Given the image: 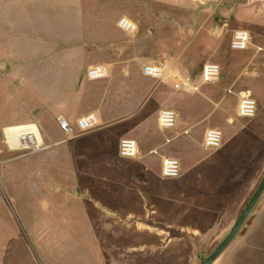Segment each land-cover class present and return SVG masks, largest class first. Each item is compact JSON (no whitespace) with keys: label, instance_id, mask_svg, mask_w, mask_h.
Listing matches in <instances>:
<instances>
[{"label":"rangeland","instance_id":"rangeland-1","mask_svg":"<svg viewBox=\"0 0 264 264\" xmlns=\"http://www.w3.org/2000/svg\"><path fill=\"white\" fill-rule=\"evenodd\" d=\"M26 1L0 0V264H199L228 234L264 173V45L258 50L252 35L247 50L259 54V70L238 78L235 94L216 109L215 86L201 82L203 65L219 64L223 56L237 63L245 58L230 48L234 29L223 13L208 18L143 0L131 5L81 0L80 38L84 32L86 39H112L91 56L93 65L110 69L109 76L88 80L82 61L72 78L24 76L36 73L26 69L11 78L7 74L17 59L24 64L47 59L50 50L62 48L56 44L66 41L47 34L32 39L19 8ZM245 1L227 0L237 10L232 16L237 22ZM247 2L254 10L264 6V0ZM121 17L135 22L137 32L120 30ZM207 18L205 28L198 29ZM29 42L40 48L56 43L47 51L21 54ZM159 61L190 77L198 90L187 93L169 80L144 77L143 65ZM241 92L257 100L253 119L237 113ZM68 99L74 101L72 111L94 112L103 123L88 131L61 132L53 116L58 103ZM162 109L176 111L191 127L190 135L167 144L165 136L172 139L177 132L164 135L167 131L158 128ZM25 123L39 125L45 149L8 146L4 128ZM210 128L224 134L218 150L203 147ZM122 138L138 142L136 159L119 155ZM165 156L178 158L185 175L164 178ZM263 226L264 192L213 264H264Z\"/></svg>","mask_w":264,"mask_h":264},{"label":"crops","instance_id":"crops-1","mask_svg":"<svg viewBox=\"0 0 264 264\" xmlns=\"http://www.w3.org/2000/svg\"><path fill=\"white\" fill-rule=\"evenodd\" d=\"M125 1H127L128 4L131 5V4H136L138 0H125ZM143 1L160 4L168 7H175L178 8L179 11L184 14L198 15V16L208 15V18L209 16L216 14L219 10V12L224 14L225 22L226 23L228 22L227 26H229L228 24H231V28H233L234 30L244 29L249 31L251 37L253 35L254 39L256 40L254 46L259 48L258 50H260L261 49L260 47L264 45V24L260 23V21L263 19L261 18V16L264 15V6L261 8L260 6L259 7L257 6V9L254 10V8L249 5V2H247L248 0H246L245 3L241 5L240 14L238 17L240 18V22H237L238 19L236 20L234 17H232L234 15L235 16L238 15L236 14L237 10L235 11L233 8H230L229 6L230 4L227 2V0H143ZM80 2L81 0H27L24 6H19L20 11H22L25 19L24 26L25 25L26 26L24 29L27 28L26 31L29 34V36L33 37L32 39H34L35 36H37V39H39V36H41L42 34H47V35H53L54 37H57V39L59 38L65 39L66 41L63 40L59 44H56V46L60 45L62 48L56 49L55 47L52 50H50V52H53V55L52 57H49L47 59L32 58L27 61L23 60V62H26V64L21 62L22 61L21 58L17 59V63L13 64V66L10 69V73L7 74L8 77L11 78L19 77L21 76L20 73L21 72L23 73V69H26L27 71H32V72L34 71L36 73H28V74H24V76L32 74L34 76H41V77L72 78L75 77L76 72L78 70L80 71V69L82 68L81 65L82 61H83V69H85L83 76L86 77L87 69L91 66H94L93 64L96 61V58H91V56L94 55L95 50L99 51L104 46L111 44L112 39H109L108 41H103L102 39L98 38V36H94L93 38L86 39L85 36L83 35L84 32H82V38H80L81 35H79V31L80 29H82L81 27L84 26L83 7L80 5ZM101 4L104 5L103 7L105 8L111 7V5L108 6V4H105V2L103 1H101ZM258 9L260 10L258 11ZM208 18L205 19L203 23L199 25L198 29L205 28V24L208 22L207 21ZM194 19L196 20L194 22L197 23L198 19L197 18ZM43 24H47L46 30L41 28V25ZM50 25H56L57 28L55 30L53 29L50 30L47 27ZM187 27L192 28V26L190 27L187 26ZM214 28L215 26L212 29ZM91 35L94 34L91 32ZM55 43H47L45 48H40V43L38 44L36 42H29L27 43L26 48L22 49L21 54L31 55L32 53H34L35 49H37L36 51L38 52L42 50L47 51L51 48V46L48 45L51 44L52 46H55ZM67 46L72 47V49H70L69 52L64 49ZM75 46L77 47L76 54L74 53V49H73V47ZM215 49H216V41L214 39L212 40V51ZM247 49H249V46ZM247 49L235 52L237 53L238 56L242 55L243 57H245L243 60H241L240 63H237L234 59L233 60L228 59V57L226 59L225 56H223V59H221L222 62L221 61L219 62V65L221 67V76L218 81L212 83V85L215 86L212 89V103L216 109H219L221 107L222 103L228 96L235 94L233 87L238 81V78H241L242 76L244 77L253 76L257 74V70H259V61H258L259 54L257 53V51L254 53L252 52V54H250V52ZM58 54L60 56H58ZM177 71L179 70L177 69ZM236 72H237V76H236ZM218 84L222 86L218 87L219 86ZM220 93L222 94V96L219 99L220 100L219 101L214 98V95H218ZM242 93L245 92H241L238 95V100ZM72 102L74 101L70 102V99H68V103L67 102L58 103V109L56 110V112H54V116H53L54 119H56L58 116H62L66 118L69 122H72L73 124L76 123L79 118L85 115L94 114L97 117V123L100 121L101 123H103L102 118L100 119V117L94 112L87 113L86 110H80L81 108L77 109L76 111L74 110L72 111L70 107V104L72 105ZM76 102L79 103L78 101ZM237 113H238V106H237ZM188 125L189 124L187 122L181 123L178 116V124L176 128L167 132H162L164 135L165 133L171 134L173 132H177V135H175L172 139L168 136H165L166 138L165 142L168 144L173 142L177 138H180L181 136H189L191 127ZM119 143H118V151H119ZM130 160H134V159H130ZM185 173H186V169H183L182 166L181 176L182 175L184 176ZM181 176L179 178H181ZM226 226H224V229Z\"/></svg>","mask_w":264,"mask_h":264},{"label":"built area","instance_id":"built-area-1","mask_svg":"<svg viewBox=\"0 0 264 264\" xmlns=\"http://www.w3.org/2000/svg\"><path fill=\"white\" fill-rule=\"evenodd\" d=\"M117 26L120 30L128 34H134L138 30L137 24L126 17H121L117 22ZM251 39L252 37L249 31L244 29H236L233 31L231 36L230 48L235 51L246 50L251 43ZM109 74L110 69L104 65L91 66L86 72L87 79L90 81L103 80L107 78ZM142 74L144 77L151 79L163 81L169 80L175 85V87L180 88L187 93H193L198 90V86H196L191 81L190 77L185 76L181 72L174 69L168 61L144 64L142 67ZM200 76L202 84L214 83L218 81L221 76V67L217 63L207 62L203 65ZM257 114V101L251 96L250 93H242L238 102V115L244 119H253L257 116ZM56 121L61 132L64 134H71L74 129L79 131H88L94 128L97 124V117L94 114L85 115L79 118L75 125L71 124L66 118L62 116H58ZM157 123L159 129L162 131L173 130L178 124V114L172 109H162L159 112ZM28 136L32 137L33 134L30 133ZM223 141V132L218 128H210L205 133L203 147L212 150L219 149L222 147ZM45 148L46 146L44 145L43 141V143H41L38 147H30L22 150L37 152ZM119 155L126 159H136L139 155L138 142L133 138H122L119 143ZM161 174L167 179L179 178L182 174L180 160L172 156L163 157Z\"/></svg>","mask_w":264,"mask_h":264},{"label":"water","instance_id":"water-1","mask_svg":"<svg viewBox=\"0 0 264 264\" xmlns=\"http://www.w3.org/2000/svg\"><path fill=\"white\" fill-rule=\"evenodd\" d=\"M264 192V173L258 182L256 189L254 190L253 194L251 195L250 199L248 200L247 204L243 208L242 212L240 213L239 217L233 224L232 228L225 236V238L220 242V244L213 250L211 254H209L205 259H203L199 264H213L218 257L226 250V248L232 243L234 238L237 236L239 230L241 229L242 225L244 224L245 220L257 204L258 200L260 199L261 195Z\"/></svg>","mask_w":264,"mask_h":264},{"label":"bare ground","instance_id":"bare-ground-1","mask_svg":"<svg viewBox=\"0 0 264 264\" xmlns=\"http://www.w3.org/2000/svg\"><path fill=\"white\" fill-rule=\"evenodd\" d=\"M32 133L33 136H28ZM6 142L11 149L20 150L30 147H38L43 143L41 131L37 124H22L4 128Z\"/></svg>","mask_w":264,"mask_h":264}]
</instances>
